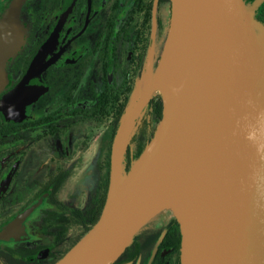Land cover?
<instances>
[{"label": "water", "instance_id": "obj_1", "mask_svg": "<svg viewBox=\"0 0 264 264\" xmlns=\"http://www.w3.org/2000/svg\"><path fill=\"white\" fill-rule=\"evenodd\" d=\"M22 1L11 0L0 16V87L8 79L7 60L25 35ZM170 2L159 61L152 69L151 44L113 136L102 212L51 264H112L174 192L180 264H264V22L255 17L259 0ZM161 83L163 93L156 90ZM155 93L162 98V116L123 173L129 135ZM39 203L16 215L0 238Z\"/></svg>", "mask_w": 264, "mask_h": 264}, {"label": "flooded vegetation", "instance_id": "obj_2", "mask_svg": "<svg viewBox=\"0 0 264 264\" xmlns=\"http://www.w3.org/2000/svg\"><path fill=\"white\" fill-rule=\"evenodd\" d=\"M10 2L0 0V16ZM169 4L21 2L25 35L7 60L8 79L0 87V230L31 204L40 203L0 238V264H44L69 247L62 244L78 225L69 226L68 215L100 198L118 114L151 44L152 69L158 63ZM85 184L87 204L71 205L69 201L82 197ZM168 223L137 235L145 246L138 264L148 252L149 239L157 234L153 250Z\"/></svg>", "mask_w": 264, "mask_h": 264}, {"label": "trees", "instance_id": "obj_3", "mask_svg": "<svg viewBox=\"0 0 264 264\" xmlns=\"http://www.w3.org/2000/svg\"><path fill=\"white\" fill-rule=\"evenodd\" d=\"M170 1V0H168ZM245 3V2H244ZM256 17L264 22V0H261L259 8L256 12ZM127 99L126 103L128 102ZM125 107V106H124ZM124 108L122 109V111ZM121 113L118 114V122L121 117ZM162 116V98L159 93H155L151 96L145 103L144 109L141 110L137 122L133 130L131 131L128 142L124 151V158L126 160L127 170L131 162L140 154L144 146L148 143L153 132ZM118 125V123H117ZM115 131V130H114ZM112 132L111 141L108 148V156H110L112 138L115 132ZM108 165L109 162H108ZM109 166L106 171L105 182L102 185V192L100 198L92 202L85 209H76L68 215V225H78L81 228L79 234H77L72 243L66 248L62 253L56 254L54 258L44 264H51L62 256L93 224L98 220L106 198V193L109 184ZM66 229L60 233V237H64ZM157 238V234L149 239L148 252L144 254L141 264H180V242L181 233L179 228V223L175 218H172L168 223L167 232L160 241L155 250L153 258L148 261L150 254L152 253V245ZM145 246L139 242L137 236L134 237L133 241L127 245L124 251L117 256V258L112 262V264H121L126 261H131L134 263L139 255H143V250Z\"/></svg>", "mask_w": 264, "mask_h": 264}, {"label": "rangeland", "instance_id": "obj_4", "mask_svg": "<svg viewBox=\"0 0 264 264\" xmlns=\"http://www.w3.org/2000/svg\"><path fill=\"white\" fill-rule=\"evenodd\" d=\"M170 18H171V2L168 6V11H167V21H166V33H165V38L163 39L162 41V45H161V51H160V55H161V52L163 50V46H164V43H165V40H166V36H167V33H168V28H169V25H170ZM159 55V56H160ZM146 61V60H145ZM159 61V60H158ZM145 63V62H144ZM157 65V64H156ZM145 106V105H144ZM144 109V107L142 108V110ZM125 158L123 156V160H122V172L124 173L126 171L125 169ZM73 180V179H72ZM72 186V184L70 185ZM89 189V185L85 184L84 185V194L82 195V197H80L78 200L76 201H69V203L71 205H74V206H80V207H83L84 205L87 204V201L84 200L83 198H86L87 195H86V192L88 191ZM85 196V197H84ZM172 218H175L173 217L170 212L168 210H164V211H161L159 212L156 216H154L151 220H149L143 227H145L144 229H142V231L148 229L149 227H161V228H164L166 227V224L170 221V219ZM147 227V228H146ZM81 231V228L80 226H74L70 229L69 231V235L67 237V239L65 240V242L62 244V247H68L74 237L79 234ZM141 232V231H140ZM22 234H24V231L22 230L21 232Z\"/></svg>", "mask_w": 264, "mask_h": 264}, {"label": "bare ground", "instance_id": "obj_5", "mask_svg": "<svg viewBox=\"0 0 264 264\" xmlns=\"http://www.w3.org/2000/svg\"><path fill=\"white\" fill-rule=\"evenodd\" d=\"M175 41H171V43H174ZM177 47V45H175L172 49H175ZM146 84V74L144 73L141 77H140V81H139V85L141 87L145 86ZM157 92L159 93H163L164 88H163V84L161 83L159 86H157L156 88ZM163 209V210H162ZM160 210L164 211V210H168L170 212V214L172 216L175 215V213L178 212V198H177V193L174 192L172 194H170V196L165 200V202L162 204ZM129 238V236H127L119 245L118 248L121 247L122 243L125 242L127 239ZM117 247L113 248L110 252H108L104 257L100 258L99 261L104 260L105 258H108L113 252H115L117 249Z\"/></svg>", "mask_w": 264, "mask_h": 264}, {"label": "crops", "instance_id": "obj_6", "mask_svg": "<svg viewBox=\"0 0 264 264\" xmlns=\"http://www.w3.org/2000/svg\"><path fill=\"white\" fill-rule=\"evenodd\" d=\"M126 264V263H125Z\"/></svg>", "mask_w": 264, "mask_h": 264}]
</instances>
